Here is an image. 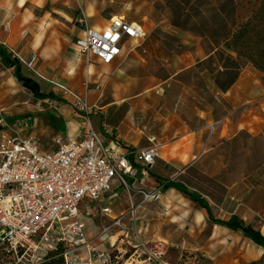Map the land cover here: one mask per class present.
Here are the masks:
<instances>
[{
    "label": "rangeland",
    "instance_id": "374dc122",
    "mask_svg": "<svg viewBox=\"0 0 264 264\" xmlns=\"http://www.w3.org/2000/svg\"><path fill=\"white\" fill-rule=\"evenodd\" d=\"M44 1L0 0V39L5 38L11 28L15 34L21 33L20 42L23 44L14 48L20 56L25 58L31 50L38 52L40 50L41 55L35 64L40 76L21 64L20 72L36 80L39 89L43 92L51 91V87L42 77L60 80L76 92L83 90L84 59L87 55L73 45L82 26L79 24V18L84 16L88 23L90 21L107 23L109 17L121 14L124 18L136 20L143 26L141 46L134 48L132 52H138L142 58L150 57L148 71H140L139 67H136L137 71L126 73L122 61L103 64L92 59L93 72L89 78L92 82L97 81L100 86L97 91H92L88 95L89 104L94 105L89 108V117L92 125H94L93 118L95 119L96 128L100 132L103 130L100 126L103 125L102 121L108 123L118 113L110 115L112 117L108 116L105 112L107 106L121 107L127 104L123 101L128 99L123 100L124 97L121 96L122 84L128 80L139 79L145 84L157 82L160 88L158 86L157 91L148 92L138 104L133 130L154 134L150 126L157 125L163 118L170 116V91L175 89V87L171 88L169 80L165 78L169 73L166 56L173 50L179 49L204 48L205 51L210 49L208 41L198 32L177 28L171 24L170 13L172 10H180V7L183 10L188 9L185 13H189L194 18L190 21H198L196 18H200L198 12L201 8V0L194 1L190 6L178 3V7L170 0H48L45 4ZM236 1L237 23L250 15V11L256 9L261 2V0ZM36 4L40 7H36ZM210 23L209 21L208 24ZM211 29H214L213 26L210 27ZM40 38L48 40L49 45L42 43ZM25 41H32V44L27 42L29 44L24 46ZM22 47L24 48L21 51ZM9 54L12 56L14 53L10 51ZM127 57L129 58V55ZM59 59L64 63L63 68L58 67ZM237 59L240 64L247 62L244 57ZM211 62L212 60H206L196 64L191 68L188 79L194 83L195 81L198 84L202 83V79H199L200 72L203 69H210ZM73 70H79L80 73L76 75L72 73ZM197 76L199 78H196ZM178 89L177 87L176 90ZM58 97L60 99H36L20 81L16 80L14 68L3 66L0 62V118L12 126H18L24 118L34 117L35 126L31 130L32 133L29 131L27 134L32 135L42 150L50 147V139L56 129L65 130L62 126L64 123L62 115L79 119L82 129L86 130L84 125L86 116L79 113L71 101L59 95ZM113 103L116 105H111ZM187 105L180 103L178 111L181 116H188L194 111L191 103ZM129 109L130 107H126L125 113L122 112L119 116L128 113ZM208 136V133L202 136L203 144L199 150L183 149L182 144L179 146L180 151L179 147H172L171 152L166 153L167 159L162 161L168 164L163 169V173L192 196L203 194L213 210L222 218H226L231 212L240 211V215L244 218L248 214L251 216L254 227L264 230L262 229L264 228V132L258 136L244 132L213 144L207 141ZM193 154L196 155L192 157ZM151 169L157 170L156 166ZM147 175L149 176L148 171ZM139 176L138 170L132 179L135 180ZM126 179L129 182L132 180L128 177ZM157 183L162 182L151 181V184L145 185L136 181L129 191L134 202L139 204L138 211H149L145 218L150 222L148 226L150 234H163L169 238L164 257L167 263L218 264L211 260L209 255L215 252L231 253L230 242L235 233L230 234L222 228L212 227L206 220L205 214L198 215L196 211L199 209L198 206L187 199L183 192L167 188L158 198L141 202V195L136 189L149 190ZM113 187L112 191L116 192V195L111 199V207L116 213L125 208L127 203L125 200L128 201L129 193L122 184L118 185L115 182ZM88 201L89 198L85 197L77 206L82 212L81 219L86 224V233L93 238L100 226L106 224L109 219L107 217L100 219L99 211H96L92 205H89L88 213L84 212ZM203 220L206 222H201ZM236 234L240 232L237 231ZM119 236L114 228L100 238L98 245L109 247V243L114 242L116 246ZM130 239L134 243V239L132 237ZM152 244L153 242L148 246L152 247ZM239 246L252 251L256 249L250 241L243 239L239 240ZM127 249L131 250L129 247ZM145 258L146 255L141 254L137 259ZM229 262V260L225 261V264ZM145 263L138 260L136 262V264ZM249 264H264V253L251 260Z\"/></svg>",
    "mask_w": 264,
    "mask_h": 264
},
{
    "label": "built area",
    "instance_id": "2783aa9c",
    "mask_svg": "<svg viewBox=\"0 0 264 264\" xmlns=\"http://www.w3.org/2000/svg\"><path fill=\"white\" fill-rule=\"evenodd\" d=\"M79 24L84 36L75 40L76 47L103 63H110L121 53V41L143 36L137 23L121 15L112 17L100 31L90 28L84 16L79 18ZM35 60L36 54L31 51L25 66L31 69ZM44 79L51 84L53 94L71 101L86 116V130L71 137L56 134L52 138L54 147L49 150H42L31 135H0V264H37L58 246L63 249L64 264H136L137 260L170 264L164 259L161 243L149 247L139 238L138 203L134 202L129 191L131 183L126 179L135 177L138 170L147 176V168L159 154L155 137L149 136L146 146L134 149L123 150L119 142L107 146L91 124L86 95ZM216 123H212L211 130ZM115 182L129 193L127 209L117 215L111 207L115 193L106 194ZM138 182L142 183L141 179ZM136 191L141 202L163 192L158 183L149 190ZM85 197L89 201L84 212L88 213L92 205L99 211L100 219H109L93 238L87 235L77 206ZM114 228L120 235L118 245L110 242L109 247H100L95 243ZM141 254L146 255L144 260L137 259Z\"/></svg>",
    "mask_w": 264,
    "mask_h": 264
},
{
    "label": "crops",
    "instance_id": "0c3cea01",
    "mask_svg": "<svg viewBox=\"0 0 264 264\" xmlns=\"http://www.w3.org/2000/svg\"><path fill=\"white\" fill-rule=\"evenodd\" d=\"M47 1L48 0H45L44 4L47 3ZM35 6L40 7L39 4H36ZM121 16L124 17L123 15ZM112 17L114 16L109 17L110 19L107 23H103L102 21H90L89 23L87 22V25L92 29L100 31L109 24ZM127 20L130 22L132 21L137 23L140 26L144 35L143 26L138 21L133 19ZM171 24L174 25L172 19ZM174 26L177 28L179 27L181 29H184L180 26ZM20 35L21 33H13L10 28L9 34L5 38L0 39V45H2L6 49L8 54L10 51L14 53L12 56L10 54L9 55L11 58L17 59L19 68L20 64L25 66L24 62L29 58L31 51L35 52L36 60L32 65V68L29 70L40 76V74L35 68V64L41 55L40 50L39 52L31 50L29 54L25 58H23V56H20V54L14 49L20 44H23L22 42H20ZM199 35L208 41L210 45L209 50L205 51L204 48L179 49L177 51L173 50L170 55L166 56L169 73L166 75L165 78L169 80L171 88L175 87V89H171L170 91V116L163 118V120L158 122L157 125L150 126V128H152L150 130H152L154 134H148L143 131H135V129L133 130V125L136 117L135 114L137 113L136 110H138V104L141 103L143 97H145L148 92L153 90L157 91L156 88L158 86L160 88V84H158L157 82L145 84L139 79H132L126 81V83L122 84L120 91L122 93L121 96L124 97L123 100L128 99L127 101H123V103L127 102V104H123L121 107L120 105L112 107L107 106L108 108L105 109V112L108 113V116H113L114 113L118 112L117 116L109 120L108 123H104V121H102L101 124L103 125L100 126L103 128V130H101V132L98 130L103 143L107 146H114L115 142H119L123 150L143 147L148 144L147 138L151 135L155 137L157 143L159 144L158 157H156L155 162L149 168H147L149 176H145L140 173V176L137 179H132L130 181L132 186L135 184L136 181H138V179H141V182L145 185L151 184V181L156 182L157 180H161V182H163L167 178L166 175L163 173V169L166 168L168 164L167 162L162 163V161H165L167 159L166 153L171 152L172 147L176 148L181 146V144L183 145V149L189 148L191 150H199L201 149V146L203 144L202 136L206 135V133L209 134L207 141L213 144L221 142L222 139L227 140L229 137L238 136L239 134L244 132L250 134L251 136H258L261 132H264V77H262V74L257 71L249 62L244 61L242 64H240L235 53L232 52L228 47H222V44L214 45L211 40L207 39L201 34ZM83 36V27L81 26L79 34L78 36H76L75 40ZM142 37L143 36L137 39H125L121 41V53L117 55L116 58H114V60L110 63L101 62L93 54L87 55L84 59L85 77L82 81L83 90L82 92H76L74 90L73 91L80 96L86 95L88 105L91 107L94 106L93 104H89L88 95L92 91H97L100 85L97 83V81L92 82L89 78L91 73L93 72L92 59H94L98 63L103 64H112L113 62H116V60L122 61L123 65L125 66L126 73L137 71L136 67H139L140 71H148V65H150V57L142 58L138 55V52H132L134 48L141 46ZM39 40L42 43L44 42L45 44L47 43V45H49L48 40H44V38H40ZM75 40L73 42V45L77 50H79L75 45ZM27 42L30 41H25L24 46L26 44H29ZM30 43L32 44V41ZM126 46H129V48H126ZM23 48L24 47L20 48V50L22 51ZM128 55L129 58L127 57ZM206 60H212V66L210 69H203V71L200 72V78L199 76L196 77L202 79V83L198 84L196 81L194 83V81L188 79V74L191 71V68L195 67L196 64ZM228 62H230V65L228 64ZM63 65L64 63L59 59L58 67L63 68ZM72 73H76V75H78L80 71L73 70ZM31 79L34 80L33 78ZM47 79H51L52 81L61 83L68 87V85L61 82L60 80L54 78ZM34 81L37 82L36 80ZM37 84L39 86L38 82ZM177 87L179 88L178 90H176ZM68 88L71 89L70 86ZM180 103H185L186 105L191 103L193 105L194 111L191 112L190 115L188 114V116H181L178 111ZM111 105L116 104L113 103ZM126 107H130L128 113L123 114V116H119L120 113L126 110ZM62 116V120L64 122L62 126L65 130H55V133L50 139V147H48L46 150L52 149L54 147L52 138L56 134L62 133L63 136L69 135L71 137L77 136L80 133L84 132V129H82L83 126H81L79 119H72L68 116L66 117L65 115ZM0 120H2V124L0 125V135H13L15 133H18L20 135H31L27 134V132L30 131L32 133L31 130L36 123V119L31 116L24 118L18 126H12L2 118H0ZM93 120L94 127L96 128L95 119L93 118ZM215 121H217V123L211 130V125ZM165 146L167 147L166 149ZM180 150L181 149L179 147V151ZM195 155L196 154H193L192 157H194ZM153 166H156V171L151 169L153 168ZM113 188L114 187L112 185L111 190H109L106 194L111 195L115 193L116 195V192L112 191ZM177 191L180 193L183 192L179 190ZM185 196L191 201L187 194ZM198 197H203L207 201L203 194H198L196 198ZM126 202L127 201L125 200V203ZM127 205L128 202L126 203L124 209H121L119 212L116 213L113 211L114 214H120V212L127 209ZM208 205L210 206V213L214 218L216 217L225 220L228 219L231 215H235L239 219L243 220L245 224L249 223L253 225L250 219L251 216H249V214L246 218H244V216L240 215V211H234L231 212L230 215L226 218H222V216H220L215 210H213V207L209 203ZM197 206L199 208L196 210L198 215L202 216L203 214H205L206 220H208L206 210L200 205ZM138 207L139 204L136 207V222L139 238H141L144 242L148 244L152 242L161 243L166 252V246L168 244L169 238L165 237L163 234H150V232L148 231V226L150 225V222L145 218L147 217L149 211H138ZM140 213L143 214L141 215ZM206 220H203L201 222L204 223L206 222ZM208 221L214 228L219 227L226 230V232L230 234L235 233L232 242H230L232 243L231 253L226 254L215 252V254L213 255L208 254L209 256H211V260H213L214 262H217L218 264H225V261L228 262L229 260V264H249L251 260L256 259L262 253H264V250H262L261 247L254 244L250 239L244 237V235H242L239 230H230L221 224L212 223L210 220ZM237 231H239L240 234H236ZM259 231L261 232V234H264V230L259 229ZM145 236H147V238ZM240 239H243V241H250L256 249H253L252 251L248 248L245 249L244 247L239 246ZM95 243L99 244V240H95ZM179 245L180 243L178 244V246Z\"/></svg>",
    "mask_w": 264,
    "mask_h": 264
},
{
    "label": "trees",
    "instance_id": "16d2710c",
    "mask_svg": "<svg viewBox=\"0 0 264 264\" xmlns=\"http://www.w3.org/2000/svg\"><path fill=\"white\" fill-rule=\"evenodd\" d=\"M177 4L190 6L197 0H170ZM236 0H201V8L198 12L200 18L198 21H190L194 19L188 12V9L172 10L171 19L174 25L188 29L192 32H198L202 36L211 40L214 45H224L235 53L236 57H244L251 63L254 68L259 69L262 77H264V0H261L256 9L250 11V15L237 23ZM211 22L210 25L208 22ZM193 22V23H190ZM213 26L214 29L210 30ZM0 62L3 66L13 67L16 80L28 89L32 95L39 100L44 99H60L51 91L42 92L39 90L37 82L30 77L20 73L17 59L11 58L6 49L0 45ZM162 190L167 188H175L183 191L189 196L192 202L200 205L206 210L207 219L212 223H218L228 229L239 230L244 237L250 239L254 244L264 250V234H261L258 228L249 223H244L235 215H231L228 219L214 218L210 213V206L203 197H194L183 188H179L174 180L167 177L162 183ZM62 247L58 246L54 250L48 251L44 259L37 264H64L62 257Z\"/></svg>",
    "mask_w": 264,
    "mask_h": 264
}]
</instances>
